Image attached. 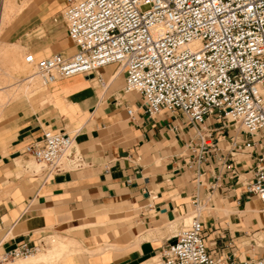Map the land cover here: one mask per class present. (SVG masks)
I'll list each match as a JSON object with an SVG mask.
<instances>
[{"label": "crops", "instance_id": "1", "mask_svg": "<svg viewBox=\"0 0 264 264\" xmlns=\"http://www.w3.org/2000/svg\"><path fill=\"white\" fill-rule=\"evenodd\" d=\"M30 2L9 44L36 58L72 54L55 15L66 0ZM123 85L115 63L58 79L40 88L43 105L21 112L0 132V142L9 136L0 149V253L56 235L72 240L76 251L48 264H152L197 200L212 250L235 263L262 256L264 201L223 165L221 157L229 159L225 132L218 134L220 151L193 162L194 128L179 114L148 116L139 95ZM45 128L72 136L80 167L27 172L31 156L22 147ZM238 146L229 162L241 174L249 161Z\"/></svg>", "mask_w": 264, "mask_h": 264}, {"label": "built area", "instance_id": "2", "mask_svg": "<svg viewBox=\"0 0 264 264\" xmlns=\"http://www.w3.org/2000/svg\"><path fill=\"white\" fill-rule=\"evenodd\" d=\"M60 13L74 52L24 56L44 84L115 63L123 91L137 93L148 116L179 114L194 128L193 162L220 151L223 130V165L264 201V0H66ZM240 142L249 161L241 174L229 162ZM22 152L48 173L81 166L72 136L61 129H43ZM200 210L194 200L189 222L152 264H264V254L235 263L212 250ZM39 244L20 243L0 260L25 259Z\"/></svg>", "mask_w": 264, "mask_h": 264}, {"label": "rangeland", "instance_id": "3", "mask_svg": "<svg viewBox=\"0 0 264 264\" xmlns=\"http://www.w3.org/2000/svg\"><path fill=\"white\" fill-rule=\"evenodd\" d=\"M12 3L14 4V8H12L13 11L11 10L12 13L10 12L7 20L4 21L5 24L3 23V26L0 25V43H4L10 52L9 58L7 57L5 59H1L0 61V94H5L3 97L4 99H1L0 104V132L8 130L11 122L21 112H26L27 110H35L37 107L43 105L46 102L45 98H43V96L41 95V89L44 87L41 78L39 76H34L32 78L33 80H28L24 77L31 71L30 66H28L24 62V55L29 50L26 48H21L20 53H17L14 46L9 44L10 41L14 38L13 35L9 36L10 30L14 29L19 24V22L27 12H30L29 9L32 4L30 0H13ZM55 15H58L57 22L59 25V29H65V24L63 22V19L61 18V13L58 11ZM12 16L14 17L12 18ZM42 33L43 32L40 30L34 35L39 36L42 35ZM60 35L61 34H59V36ZM64 36L67 37V35H65V31ZM21 69L24 71V73L19 71ZM26 83H29V87L26 91H22L21 88H23L24 90V88L26 87ZM38 89H40L39 92L31 93L32 91ZM8 138L0 142V149H4L5 145L8 142ZM26 164L28 165L27 172H38L43 166L42 163H38V161H36L32 157H27ZM179 226L180 227L177 228V231L182 227L181 224H179ZM61 258L63 257H60L59 259ZM19 262L21 261L17 259L12 261L0 260V264H19Z\"/></svg>", "mask_w": 264, "mask_h": 264}, {"label": "bare ground", "instance_id": "4", "mask_svg": "<svg viewBox=\"0 0 264 264\" xmlns=\"http://www.w3.org/2000/svg\"><path fill=\"white\" fill-rule=\"evenodd\" d=\"M12 1L13 0H0V25H2L4 23V21L7 20L12 8H14L13 7L14 4L12 3ZM13 17L14 16H12V18ZM9 19H11V18H9ZM9 53L10 52H9V49L7 48V46H5V44L1 42L0 43V61H1V59H5L7 57L9 58ZM27 65L30 66L31 71L24 76L25 79L31 80L34 76L38 77V74L35 72L34 69H32L33 67L29 64H27ZM19 71L24 73V71L22 69ZM42 84L47 85V84H44L43 82H42ZM28 87L29 86L27 85V88ZM27 88H24V90H22V91H26ZM21 89H23V88H21ZM4 95L0 94V104H1V99L2 100L4 99L3 98ZM189 220H190V214L183 218L182 224L183 223L187 224L189 222ZM182 224H181V226H182ZM42 244H43V242H41L39 244L37 251L35 253L31 254L30 256H28L27 258L17 259V260L21 261V262H19V264H47V263L53 262L55 260H58L60 257H64V255L70 254L72 251L74 252V250H75V249H73L72 240H70L66 237H61V236H56V235H51V236L46 237L44 240V244L43 245ZM41 245H42V247L40 248ZM23 261H25V262H23Z\"/></svg>", "mask_w": 264, "mask_h": 264}, {"label": "water", "instance_id": "5", "mask_svg": "<svg viewBox=\"0 0 264 264\" xmlns=\"http://www.w3.org/2000/svg\"><path fill=\"white\" fill-rule=\"evenodd\" d=\"M169 242H170V243L174 242V239H171Z\"/></svg>", "mask_w": 264, "mask_h": 264}]
</instances>
